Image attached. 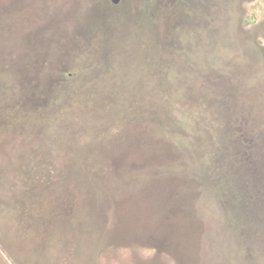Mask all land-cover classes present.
Wrapping results in <instances>:
<instances>
[{"label": "rangeland", "instance_id": "obj_1", "mask_svg": "<svg viewBox=\"0 0 264 264\" xmlns=\"http://www.w3.org/2000/svg\"><path fill=\"white\" fill-rule=\"evenodd\" d=\"M0 264H264V0H0Z\"/></svg>", "mask_w": 264, "mask_h": 264}, {"label": "water", "instance_id": "obj_2", "mask_svg": "<svg viewBox=\"0 0 264 264\" xmlns=\"http://www.w3.org/2000/svg\"><path fill=\"white\" fill-rule=\"evenodd\" d=\"M113 2H114L115 4H118V3L120 2V0H113Z\"/></svg>", "mask_w": 264, "mask_h": 264}, {"label": "trees", "instance_id": "obj_3", "mask_svg": "<svg viewBox=\"0 0 264 264\" xmlns=\"http://www.w3.org/2000/svg\"><path fill=\"white\" fill-rule=\"evenodd\" d=\"M32 103V102H31Z\"/></svg>", "mask_w": 264, "mask_h": 264}]
</instances>
